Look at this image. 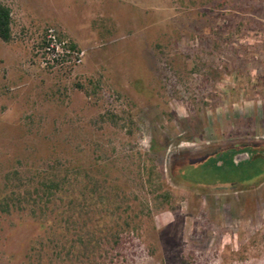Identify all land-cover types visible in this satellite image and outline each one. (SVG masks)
<instances>
[{"label":"rangeland","instance_id":"obj_1","mask_svg":"<svg viewBox=\"0 0 264 264\" xmlns=\"http://www.w3.org/2000/svg\"><path fill=\"white\" fill-rule=\"evenodd\" d=\"M0 3V264H264V0Z\"/></svg>","mask_w":264,"mask_h":264},{"label":"trees","instance_id":"obj_2","mask_svg":"<svg viewBox=\"0 0 264 264\" xmlns=\"http://www.w3.org/2000/svg\"><path fill=\"white\" fill-rule=\"evenodd\" d=\"M0 38L6 42H9L12 39V12H11L10 7L7 6L6 4H3V3H0ZM44 45H45V42H44ZM71 46H72V48L77 49L75 45H71ZM242 151H250V153L253 155V152H251L252 149L242 148V149H238V150H223L221 153H218L214 156H216V158H217L216 161L218 163V162H220V159H219L220 154L227 153V154H229V156H231V162H232L234 155L239 153V152H242ZM262 158H264V156H262ZM257 159H259V157L250 158L249 161L251 162V161L257 160ZM242 164H246V162H243V163H235L234 162V163H232V166L239 169ZM144 165L145 164H143V166ZM261 166L264 167V161L261 163ZM217 168L219 169V171L222 170V166L221 167L218 166ZM254 169H255V167L249 168V170L252 171L251 173L249 172V170L246 171V170L242 169L243 176L241 177V179L238 182H236V181L235 182L234 181H222L221 177L218 175H217L218 178H217L216 182L235 183V184H237V183L250 184L253 182L259 183L260 181L258 179L262 178V177H257L254 175L252 176V174H255V172H253ZM45 186H46L47 192L52 193L53 189H59L60 183L59 182H52V183L47 184ZM0 207H3V209L10 211L12 205L8 202L2 201V202H0Z\"/></svg>","mask_w":264,"mask_h":264},{"label":"built area","instance_id":"obj_3","mask_svg":"<svg viewBox=\"0 0 264 264\" xmlns=\"http://www.w3.org/2000/svg\"><path fill=\"white\" fill-rule=\"evenodd\" d=\"M85 50L74 49L55 29L47 30L43 47V65L47 68L76 66L83 62Z\"/></svg>","mask_w":264,"mask_h":264},{"label":"water","instance_id":"obj_4","mask_svg":"<svg viewBox=\"0 0 264 264\" xmlns=\"http://www.w3.org/2000/svg\"><path fill=\"white\" fill-rule=\"evenodd\" d=\"M248 158H250V157H248ZM244 160H247V159H244ZM236 161V160H235ZM236 163H238L237 161H236Z\"/></svg>","mask_w":264,"mask_h":264}]
</instances>
